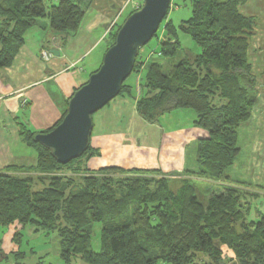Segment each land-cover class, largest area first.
<instances>
[{
  "label": "trees",
  "instance_id": "1",
  "mask_svg": "<svg viewBox=\"0 0 264 264\" xmlns=\"http://www.w3.org/2000/svg\"><path fill=\"white\" fill-rule=\"evenodd\" d=\"M245 1L191 0L190 16L178 25L166 21V14L158 27L164 30L158 55H183L165 70L157 60L139 63L138 51L131 73L137 77L144 63L146 72L136 84L125 78L118 94L137 89L136 110L148 122L175 110L193 111L192 125L207 133L196 141L195 172L181 177L159 169L90 170L87 162L99 155L91 143L61 164L33 141L34 132L22 129L36 160L0 172V226L30 224L56 232L65 264L76 257L87 264H264V212L254 203H264V186L232 185L227 174L241 153L239 128L250 121L257 95L247 61L257 22L239 13ZM84 15L77 0H0V69L12 63L37 19L72 35ZM178 31L200 48L198 54L181 47ZM198 182L218 183L220 190H209L200 201ZM21 237L16 231L13 239Z\"/></svg>",
  "mask_w": 264,
  "mask_h": 264
},
{
  "label": "crops",
  "instance_id": "2",
  "mask_svg": "<svg viewBox=\"0 0 264 264\" xmlns=\"http://www.w3.org/2000/svg\"><path fill=\"white\" fill-rule=\"evenodd\" d=\"M77 1L85 15L74 34L54 32L47 18H39L26 31L24 43L12 63L0 69V172H14L17 167L35 163L36 151L25 142L22 129L44 132L59 121L71 94L86 81L83 76L85 68L90 65L91 73L100 64L102 52L96 50L110 29L104 25L117 15L124 4L130 2ZM238 11L257 22L247 51L250 74L257 82V95L251 119L244 125L248 136L243 138L240 146L247 168L243 177L247 179L238 174L235 182H230L232 185L245 182L264 186V177L260 179L261 176L257 175L260 169L254 163V155L263 152L264 156V0H246L238 5ZM42 50L52 53L48 61L42 59ZM55 51L59 54L55 55ZM138 94L137 89L131 94H120L93 114L90 143L99 155L90 158L87 168L159 169L164 174L190 176L197 170L196 141L205 137L206 131L192 125L194 114L187 110L164 114L154 123L144 120L136 110ZM174 114L178 118H190L185 123L175 124L172 121L174 117H170ZM7 227L10 231L5 235L6 247H0V261H10L11 264H40L42 261L43 264H65L60 257L59 237L53 255L44 247L39 252L28 247L26 252L20 249L21 242L31 236L38 239L45 231L30 224L22 227L14 223ZM16 231L22 234L19 242L13 239ZM18 252L22 254L16 257ZM226 254L232 253L227 251ZM72 264L87 263L76 257Z\"/></svg>",
  "mask_w": 264,
  "mask_h": 264
},
{
  "label": "water",
  "instance_id": "3",
  "mask_svg": "<svg viewBox=\"0 0 264 264\" xmlns=\"http://www.w3.org/2000/svg\"><path fill=\"white\" fill-rule=\"evenodd\" d=\"M169 5L170 0H143L140 8L131 12L119 26L98 69L71 94L61 121L47 132L33 134V141L47 148L57 162L65 164L87 149L93 114L118 96L122 82L132 71L139 48L157 32ZM110 25L111 21L104 27L108 29ZM58 54L55 51V55Z\"/></svg>",
  "mask_w": 264,
  "mask_h": 264
},
{
  "label": "rangeland",
  "instance_id": "4",
  "mask_svg": "<svg viewBox=\"0 0 264 264\" xmlns=\"http://www.w3.org/2000/svg\"><path fill=\"white\" fill-rule=\"evenodd\" d=\"M48 4L51 3H56L58 0H45ZM117 2L122 3V0H117ZM134 0H130V2L124 4L122 6L121 9H119V12L117 13V15L114 16V18H112V23L113 25L111 26V28L108 30L107 32V36L106 38L101 42L99 48H97L96 51H99V53L102 52L103 55V50L105 49V46L111 41V39L113 38V34L112 32H114L115 30L117 31L119 26L122 24V22L125 20V18L132 12L134 11V9L130 6V3H133ZM190 4H191V0H170V7L167 13V17H166V21L170 20L174 25H178L182 20H186L191 13V8H190ZM132 5V4H131ZM130 6V7H129ZM163 35H164V30H163V26L157 30L156 35L153 36L148 43H146L144 46H142V48L139 50L140 52V58H139V63H141V61H147L148 59L153 61V60H157L160 61L162 64H164V68L165 70L169 69V65L171 63H175L178 61V59L180 58L182 54V51H180L179 55L172 59H166L163 56H159L158 55V51L160 48V41L163 40ZM178 37H179V41L181 44V47L185 48V50L190 51L192 54H198L200 52V48L190 40L189 36H187L186 34L180 33L178 31ZM102 59V58H101ZM146 59V60H145ZM88 62L86 61V65ZM85 64V63H84ZM145 65V63H144ZM91 66L89 65L88 68H85V73H84V77L85 80L88 79L89 75H90V69ZM168 68V69H166ZM146 72V67L142 68V70L140 72H138V76L136 77V74L133 72L129 75V77L126 79V81L129 82H134L135 84L137 83L138 79L140 77H143L144 74ZM108 104V103H107ZM106 104V105H107ZM189 113H192L191 115H193V111L191 110H187ZM170 117H174L172 118V121L176 124L178 122H183L185 123L190 117H183V118H178L176 116V114L171 115ZM192 118V116H191ZM163 123V122H162ZM248 133L247 130L245 128L244 125H242L239 128V139H238V144L239 146H242L241 144L243 143V138L247 137ZM246 139H244L245 142ZM263 152H260L259 154L254 155V163L256 164V168L260 169L259 173L257 175H260V179H262L264 177V174L262 173V171L264 170V156H262ZM246 166H245V162L243 160V154L240 153V155L237 157L235 163L233 164V166H231V168H229L227 170V174L229 175L230 180H233V182H235V178L238 177V174L240 177L247 179L246 177H243L246 173ZM264 172V171H263ZM257 173V172H256ZM248 176V174H247ZM258 177V178H259ZM36 183V182H35ZM37 186V185H36ZM198 190H197V195L200 201H203L206 195H209V193H207L209 190L210 192H218L220 190V186L214 183H209V182H198L196 184ZM257 191V190H254ZM260 191V190H259ZM260 193V192H259ZM259 200H255L254 203L257 207V209L261 212H264V203L261 204L258 202ZM250 219H254L255 213L253 212V209L251 210V215ZM256 217V216H255ZM10 231V229H8V227H4V226H0V247H6L7 245V241L5 239V235H7V233ZM24 232H26V230H23ZM44 233V235H40V238H33L31 236V238L26 237L25 241L23 240L21 242V246L20 249L25 250L26 252L29 250L28 247L32 248L34 251L39 252L41 250L42 247H44L47 250H50L51 255L54 254L55 252V247H56V243H57V233L56 232H51L48 235L45 232H41ZM26 244V245H25ZM29 244V246H28ZM94 247L96 248V242L94 241ZM29 255V254H27ZM34 258V257H32ZM31 258V259H32ZM36 258V257H35ZM3 261V260H2ZM0 261V262H2ZM2 264H11L10 261L8 262H2ZM21 264V262H20ZM43 264V261L40 263ZM160 264H168V263H164L161 262Z\"/></svg>",
  "mask_w": 264,
  "mask_h": 264
},
{
  "label": "built area",
  "instance_id": "5",
  "mask_svg": "<svg viewBox=\"0 0 264 264\" xmlns=\"http://www.w3.org/2000/svg\"><path fill=\"white\" fill-rule=\"evenodd\" d=\"M143 0H134L133 3H131V7L136 10V9H139L141 4H142ZM113 25L112 21H111V25H110V28L111 26ZM41 56H42V59H44L45 61H48L51 57H52V53L48 50H42L41 52ZM24 103V101L22 102Z\"/></svg>",
  "mask_w": 264,
  "mask_h": 264
}]
</instances>
